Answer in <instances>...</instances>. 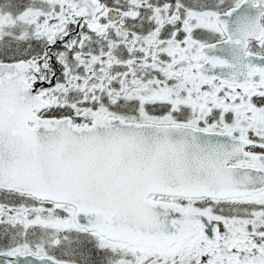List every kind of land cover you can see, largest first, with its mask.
<instances>
[{"label":"snow or ice","instance_id":"obj_1","mask_svg":"<svg viewBox=\"0 0 264 264\" xmlns=\"http://www.w3.org/2000/svg\"><path fill=\"white\" fill-rule=\"evenodd\" d=\"M0 264H264V0H0Z\"/></svg>","mask_w":264,"mask_h":264}]
</instances>
